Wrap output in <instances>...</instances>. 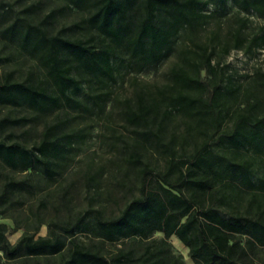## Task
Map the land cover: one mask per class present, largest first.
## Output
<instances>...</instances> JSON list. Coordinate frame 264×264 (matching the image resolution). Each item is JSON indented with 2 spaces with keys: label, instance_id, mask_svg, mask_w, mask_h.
Instances as JSON below:
<instances>
[{
  "label": "trees",
  "instance_id": "obj_1",
  "mask_svg": "<svg viewBox=\"0 0 264 264\" xmlns=\"http://www.w3.org/2000/svg\"><path fill=\"white\" fill-rule=\"evenodd\" d=\"M27 1L16 9L0 0V42L37 71L21 80L12 71L0 76V107L58 114L31 146L2 134L34 117L0 118V165L53 181L89 135L72 123L110 117L107 108L116 107L128 132L120 153L138 196L112 218L86 211L60 234L49 224V236L24 234L11 245L0 229L2 256L64 252L60 264H185L168 241L175 237L191 264H256L264 250V73L240 76L223 59L264 50V24L250 32L248 18L264 22V0ZM70 14L77 19L60 25ZM172 57L163 83L131 77ZM8 60L0 57V65ZM127 79L133 94L117 100L115 87ZM153 156L159 168L147 162ZM29 189L27 181H5L0 205Z\"/></svg>",
  "mask_w": 264,
  "mask_h": 264
},
{
  "label": "rangeland",
  "instance_id": "obj_2",
  "mask_svg": "<svg viewBox=\"0 0 264 264\" xmlns=\"http://www.w3.org/2000/svg\"><path fill=\"white\" fill-rule=\"evenodd\" d=\"M5 1L13 3L15 8L19 9L25 0ZM234 14L236 9L232 8L228 12V17ZM77 17L76 14H70L66 19L61 20L60 25L69 24ZM248 18L250 32L256 31L257 27L264 24L254 14L249 15ZM212 27L213 25H210L208 29ZM0 57L9 59L0 65V76L12 71L14 77L21 80L30 71H37L35 62L18 52L14 46H6L0 42ZM173 61L172 57L154 71L131 77L136 78L138 84L163 83ZM223 63L229 66L230 71H235L240 76H251L258 70L264 73V50L254 56L233 50L224 57ZM132 94L130 79L125 80L122 86L115 87L117 100L127 99ZM106 111L111 112L112 115L103 119L76 120L72 123L70 128L84 129L89 135L83 144L76 146L77 149L68 167L55 180L49 181L37 172L22 173L0 165V193L4 182L9 179L27 181L31 187L25 192L10 196L5 204L0 205V229L4 230L11 245H14L24 234L34 235L35 238L49 236V224L53 225L51 228L53 233L60 234L58 227L71 224L86 211L97 210L104 219L115 217L129 200L138 196V182L132 172H127L128 166L123 162L125 155L120 153L121 139L126 137L128 132L116 114V107L112 110L107 108ZM57 114L35 116L23 107H0V118L34 117L31 124L7 129L2 137L6 136L8 140L12 139L31 146L39 141L44 127L53 123ZM9 133L12 137L8 138ZM146 160L151 167L155 169L160 167L154 156L147 157ZM75 238L85 244L91 242L89 237L81 234H77ZM154 238L161 239L162 235L157 233ZM168 241L173 252L182 256L185 264H191L187 250L180 242L175 237H171ZM132 243L125 242L124 245L128 248L133 244L137 245ZM115 247L121 246H107L106 250L113 252ZM64 255L63 252L51 257H26L10 261L0 253V264H60ZM256 264H264V250L259 251Z\"/></svg>",
  "mask_w": 264,
  "mask_h": 264
}]
</instances>
